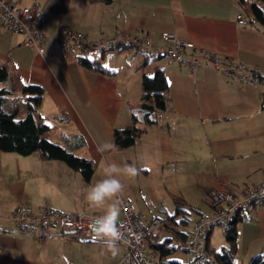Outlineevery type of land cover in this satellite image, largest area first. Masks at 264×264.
Wrapping results in <instances>:
<instances>
[{
    "label": "crops",
    "instance_id": "0c3cea01",
    "mask_svg": "<svg viewBox=\"0 0 264 264\" xmlns=\"http://www.w3.org/2000/svg\"><path fill=\"white\" fill-rule=\"evenodd\" d=\"M12 1L34 8L37 24L46 35L44 51L40 54L25 45V34L8 32L0 25V66L7 67L16 95L29 83L42 87L35 117L48 126L44 136L77 155L90 157L96 169L85 181L61 160L0 150V264H125V246L120 242L118 254L113 256L103 242L67 237L54 227L42 238L19 232L10 217L18 204L31 210L46 204L64 212L103 215L105 209L89 206L84 193L102 178L105 163L131 167L134 157L155 158L154 165L164 167L165 161L176 159L181 162V169L176 170L193 175L195 190L200 188L198 182L239 189L264 180V26L237 22L239 14L248 20L250 0ZM62 28L80 31L94 41L119 30L137 31L147 34L156 46L170 44L160 32H172L193 43L186 56L209 63L207 55H216L230 61L238 73L251 70L255 79L241 81L209 65L191 69L161 57L148 58L124 46L98 54H83L78 45L65 51L58 42ZM82 58L108 71L91 68ZM157 67L163 69L168 84L165 109L156 111V123L147 126L132 145L114 147V129L130 125L134 113L142 116L141 78L152 75ZM25 99L20 94L19 117L25 113ZM46 116L61 123L73 122L76 131L62 130L51 138ZM102 146H106L103 152L99 151ZM128 149L133 151L130 156L124 152ZM197 158L208 165L188 163ZM135 174L120 177L124 188L118 194L131 203L135 217L147 225L164 211L173 212L161 209L160 203L149 208L148 195L141 198L137 191L146 173ZM171 195L193 205L182 191ZM161 198L160 193L158 200ZM239 219L237 261L247 252L253 257L264 247V198L252 217Z\"/></svg>",
    "mask_w": 264,
    "mask_h": 264
},
{
    "label": "built area",
    "instance_id": "2783aa9c",
    "mask_svg": "<svg viewBox=\"0 0 264 264\" xmlns=\"http://www.w3.org/2000/svg\"><path fill=\"white\" fill-rule=\"evenodd\" d=\"M237 22L244 24L247 19L239 14ZM0 25L8 32L25 34L24 44L35 47L40 54L43 53L46 35L37 24L33 7L20 6L12 0H0ZM160 36L170 44L156 46L147 34L140 35L137 31L129 30H119L112 36L94 41L89 40L80 31L62 28L58 42L65 51H70L78 45L83 54H98L106 49L124 46L135 49L148 58L161 57L168 61L179 62L191 69L199 65H209L222 69L229 76L241 81L252 83L255 79L251 70L238 73L230 61L224 62L219 56L210 55L209 63L199 62L194 56H186V49L193 47V43L179 38L172 32L162 31ZM206 194L211 200V212L200 214L192 220L185 249L187 259L196 264H216L206 249L208 231L216 225L225 227L237 216H253L259 201L264 198V180L256 184L244 185L239 189L227 186L207 187ZM115 199L118 201L120 211V218L115 224L120 233L118 242L125 246L122 261L125 264H155L157 256L147 250L150 242H153V236L158 232L159 218H153L146 225L135 217L128 201L119 195ZM100 216L102 214L64 212L46 204H41L36 210L19 204L10 214L19 232L36 233L42 238L50 234L48 228L54 227L67 237L103 242L97 239L93 232V223Z\"/></svg>",
    "mask_w": 264,
    "mask_h": 264
},
{
    "label": "trees",
    "instance_id": "16d2710c",
    "mask_svg": "<svg viewBox=\"0 0 264 264\" xmlns=\"http://www.w3.org/2000/svg\"><path fill=\"white\" fill-rule=\"evenodd\" d=\"M60 1L66 3L68 0ZM90 1L108 3L111 0ZM249 3L250 15L247 22L264 26V0H250ZM207 56L211 58L210 55ZM82 60L91 68L108 71L85 58ZM0 83H2L0 85V150L24 156L38 152L42 159L61 160L70 168L80 172L85 181L90 180L96 169L94 160L87 156L77 155L67 146L44 136L48 126L35 117L37 108L41 104L42 87L39 84L29 83L18 90L26 98L25 113L19 117L17 103L20 94H15L11 75L6 66H0ZM167 89L166 77L160 67H157L152 75L142 76L140 95L142 116L139 117L134 113L130 125L114 129L112 140L114 147L121 149L132 145L135 139L146 131L147 126L156 123V111L164 110L169 100ZM172 201L175 206L173 212L164 211L163 215L156 217L159 218L160 224L157 234L152 238L153 242L149 244V250L157 256L155 264H192L188 259L182 263L181 260L172 257V254L177 249L185 252L189 226L196 217L193 214L200 211L180 196L172 195ZM241 217L243 216H237L226 224L223 229L225 243L220 248L211 245L209 236L212 230L208 231L206 249L216 264H239L236 259L237 225ZM249 264H264V247L249 260Z\"/></svg>",
    "mask_w": 264,
    "mask_h": 264
},
{
    "label": "rangeland",
    "instance_id": "374dc122",
    "mask_svg": "<svg viewBox=\"0 0 264 264\" xmlns=\"http://www.w3.org/2000/svg\"><path fill=\"white\" fill-rule=\"evenodd\" d=\"M135 50V49H133ZM154 60H149L148 65L150 66L153 63ZM114 65H118L119 62L113 61ZM131 77V76H130ZM129 77V80H130ZM140 90V88H139ZM138 90V92H139ZM46 119H48V123L50 124V132L49 137L54 138L58 137L59 133L62 130H73L76 131V126L73 122H67V123H61L59 120L50 119L46 116ZM132 149H128L125 152V155H132L133 151ZM122 152V151H121ZM33 154V153H32ZM35 155H39L38 152H34ZM146 154V153H145ZM40 156V155H39ZM197 161H189V164H199L200 165H208V162L205 161V159L197 158ZM153 162H152V161ZM148 160H141V158L134 157L132 160V166L135 168V175H137L138 172L146 173V175L143 176L144 180L140 181V184H137L138 186V193L141 198L145 197L144 195L147 194L149 200H146V204L149 208H152V206H158L159 203L162 205L161 209L167 208L169 211L174 210V204L172 202V193H177V191H182L186 198H188L189 201H193V205L199 209L200 212H195L193 216H197L200 214H208L211 212V200L209 196L205 192V187L209 186L210 184L200 183L198 182L199 187H196L193 185V175L187 174L190 176H186L184 172H181L179 170H176L177 168H180L181 162L179 160H173L170 162H164V167L155 166L154 163L156 161L155 158ZM142 168H145L146 171H143ZM181 169V168H180ZM192 176V177H191ZM167 187V189H166ZM204 188V192H198L202 191ZM170 191V193H169ZM197 192V193H196ZM160 193L162 194L163 198L159 199ZM122 197V196H121ZM126 199V198H124ZM128 201V200H127ZM129 202V201H128ZM131 205V203L129 202ZM19 205V204H18ZM132 206V205H131ZM133 209V208H132ZM14 210V209H13ZM154 212V209H151ZM134 211V209H133ZM135 212V211H134ZM120 215V212H119ZM252 217V216H251ZM223 226L216 225L213 227L211 234H210V240L213 246L216 248H220L221 245L225 243V237L223 233ZM244 256L238 257L239 264H249V260L251 259V253L247 252L243 254ZM256 255V254H255ZM254 255V256H255ZM253 256V257H254ZM172 257L181 260L182 263H185L186 261V254L183 250L177 249L173 254ZM242 259V263H240ZM192 264H196L193 263ZM215 264V263H210Z\"/></svg>",
    "mask_w": 264,
    "mask_h": 264
},
{
    "label": "clouds",
    "instance_id": "9594fccd",
    "mask_svg": "<svg viewBox=\"0 0 264 264\" xmlns=\"http://www.w3.org/2000/svg\"><path fill=\"white\" fill-rule=\"evenodd\" d=\"M105 149L106 146H102L99 151ZM135 171L133 167H122L115 162L105 163L101 167L102 178L90 185L84 193L89 206L105 209L104 214L94 221L93 232L97 239L103 241L105 250L113 256L118 254L117 244L120 239V233L115 227L119 216L118 201L115 198L124 188L120 177L134 175Z\"/></svg>",
    "mask_w": 264,
    "mask_h": 264
}]
</instances>
